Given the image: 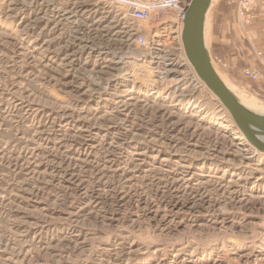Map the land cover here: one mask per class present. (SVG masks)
<instances>
[{"label": "rangeland", "instance_id": "1", "mask_svg": "<svg viewBox=\"0 0 264 264\" xmlns=\"http://www.w3.org/2000/svg\"><path fill=\"white\" fill-rule=\"evenodd\" d=\"M163 2L0 0V264H264V154ZM261 22L264 0H214L204 40L263 105Z\"/></svg>", "mask_w": 264, "mask_h": 264}, {"label": "water", "instance_id": "2", "mask_svg": "<svg viewBox=\"0 0 264 264\" xmlns=\"http://www.w3.org/2000/svg\"><path fill=\"white\" fill-rule=\"evenodd\" d=\"M211 1L190 0L182 21L183 26L180 34L183 53L198 78L224 107L247 144L257 152L264 154V112L252 111L238 101L217 74L206 50L204 43L205 16L211 7Z\"/></svg>", "mask_w": 264, "mask_h": 264}, {"label": "built area", "instance_id": "3", "mask_svg": "<svg viewBox=\"0 0 264 264\" xmlns=\"http://www.w3.org/2000/svg\"><path fill=\"white\" fill-rule=\"evenodd\" d=\"M163 3H159L161 6L165 5L166 7H175L178 10V18L181 21L184 18L185 12L189 6L190 0H163ZM247 4V3H246ZM131 17L137 21H142L149 19L151 14V6L149 4H131ZM240 14L243 15V11L240 10ZM253 15H247V19L253 18ZM137 42L140 43V45L146 44V38L142 33L135 34ZM245 75L248 77H251L253 79H257L258 75L255 72L246 70Z\"/></svg>", "mask_w": 264, "mask_h": 264}, {"label": "bare ground", "instance_id": "4", "mask_svg": "<svg viewBox=\"0 0 264 264\" xmlns=\"http://www.w3.org/2000/svg\"><path fill=\"white\" fill-rule=\"evenodd\" d=\"M214 2V0H212L211 1V4H210V6L212 5V3ZM210 9V8H209ZM209 11V10H208ZM208 13V12H207ZM207 13H206V16H207ZM206 16H205V22H206ZM184 19V18H183ZM183 19L181 20V23H182V21H183ZM182 26H183V24H182ZM181 30H182V28H181ZM180 34H181V31H180ZM204 43H205V40H204ZM205 47H206V43H205ZM206 50H207V52H208V49H207V47H206ZM183 52V51H182ZM183 55H184V53H183ZM210 56V55H209ZM184 57H185V55H184ZM185 59L187 60V58L185 57ZM211 59V58H210ZM211 63H212V61H211ZM187 65H188V68H189V70H191L193 73H195L194 72V70H193V68H192V66H191V64L189 63V61L187 60ZM214 67V66H213ZM195 75V77L197 76L196 74H194ZM198 77V76H197ZM220 77V76H219ZM196 79V78H195ZM199 79V78H198ZM223 81V80H222ZM224 82V81H223ZM205 86V85H204ZM227 86V85H226ZM229 89V88H228ZM230 90V89H229ZM231 91V90H230ZM233 94H234V96L238 99V101L243 105V106H245L246 108H248V109H250V110H252V111H255V112H258V113H262V112H264V105H262V104H258V103H256V102H254V101H251V100H248V99H245V98H242V97H240L238 94H236L234 91H231ZM256 105V106H255ZM242 136V138L244 139V136L243 135H241ZM258 153V152H257ZM259 154H261V153H259Z\"/></svg>", "mask_w": 264, "mask_h": 264}, {"label": "crops", "instance_id": "5", "mask_svg": "<svg viewBox=\"0 0 264 264\" xmlns=\"http://www.w3.org/2000/svg\"><path fill=\"white\" fill-rule=\"evenodd\" d=\"M261 25H264V22H261Z\"/></svg>", "mask_w": 264, "mask_h": 264}]
</instances>
